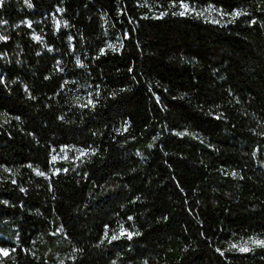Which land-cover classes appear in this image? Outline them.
Masks as SVG:
<instances>
[{
    "label": "trees",
    "instance_id": "obj_1",
    "mask_svg": "<svg viewBox=\"0 0 264 264\" xmlns=\"http://www.w3.org/2000/svg\"><path fill=\"white\" fill-rule=\"evenodd\" d=\"M1 23L0 264H264V0H9Z\"/></svg>",
    "mask_w": 264,
    "mask_h": 264
},
{
    "label": "rangeland",
    "instance_id": "obj_2",
    "mask_svg": "<svg viewBox=\"0 0 264 264\" xmlns=\"http://www.w3.org/2000/svg\"><path fill=\"white\" fill-rule=\"evenodd\" d=\"M2 1H9V0H0V2ZM10 1H14V0H10ZM23 1V0H22ZM181 11L182 12H194L200 15H203V17L206 18H211L214 17V15H217L218 13L215 12L212 9H191L188 6L185 5H181ZM2 23L0 24V40H2L4 38V31L2 28ZM53 39L56 41L54 44H50L47 42H42V52H41V59H40V65H39V69H41V67H43V69H46L48 71L47 75H55V74H59V67L61 65V61L63 59L62 57V53L61 51H64V47L65 44L63 42H61L60 37H58L57 35L53 36ZM42 41V40H41ZM46 73V72H44ZM50 77V76H48ZM45 78L43 77V80ZM56 233H59V231L57 230ZM5 252H0L1 255L5 254Z\"/></svg>",
    "mask_w": 264,
    "mask_h": 264
},
{
    "label": "snow or ice",
    "instance_id": "obj_3",
    "mask_svg": "<svg viewBox=\"0 0 264 264\" xmlns=\"http://www.w3.org/2000/svg\"><path fill=\"white\" fill-rule=\"evenodd\" d=\"M116 237H113V239H115ZM261 243H264V242H261ZM247 249H242V251H246ZM0 252H5L4 249H0Z\"/></svg>",
    "mask_w": 264,
    "mask_h": 264
}]
</instances>
